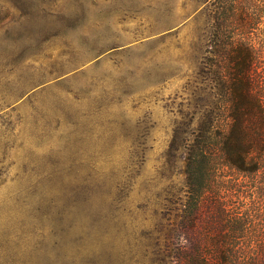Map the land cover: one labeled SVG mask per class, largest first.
<instances>
[{"label":"rangeland","instance_id":"374dc122","mask_svg":"<svg viewBox=\"0 0 264 264\" xmlns=\"http://www.w3.org/2000/svg\"><path fill=\"white\" fill-rule=\"evenodd\" d=\"M208 1L0 0V264H187L201 218L167 150L206 96ZM236 6L263 95L264 0Z\"/></svg>","mask_w":264,"mask_h":264},{"label":"trees","instance_id":"16d2710c","mask_svg":"<svg viewBox=\"0 0 264 264\" xmlns=\"http://www.w3.org/2000/svg\"><path fill=\"white\" fill-rule=\"evenodd\" d=\"M242 1H208L211 22L201 71L206 96L202 110L195 103L191 111L198 123L187 130L176 126L168 145L169 156L180 148L185 154V191L176 202L191 229L201 218L187 264H264V240L246 236L264 201V93L258 89L260 55L230 24ZM254 18L245 13L237 25L249 27Z\"/></svg>","mask_w":264,"mask_h":264}]
</instances>
